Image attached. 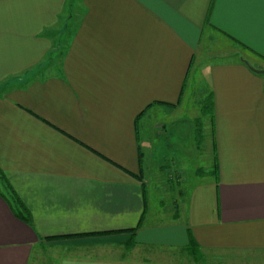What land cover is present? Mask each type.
<instances>
[{
  "label": "crops",
  "instance_id": "1",
  "mask_svg": "<svg viewBox=\"0 0 264 264\" xmlns=\"http://www.w3.org/2000/svg\"><path fill=\"white\" fill-rule=\"evenodd\" d=\"M255 70L264 0H0V264H124L103 246L165 234L264 254ZM164 139L213 161L174 214L146 182Z\"/></svg>",
  "mask_w": 264,
  "mask_h": 264
},
{
  "label": "rangeland",
  "instance_id": "2",
  "mask_svg": "<svg viewBox=\"0 0 264 264\" xmlns=\"http://www.w3.org/2000/svg\"><path fill=\"white\" fill-rule=\"evenodd\" d=\"M63 49L64 46L61 47V52H63ZM195 140L202 141V138L198 136ZM174 141V139H164L163 143L154 144L150 153L148 168L150 165L153 174L147 176L146 182L153 211L168 209L167 211L174 214L182 200V195L188 192L192 185H195V182L203 178L200 177L202 175L197 174L199 167H202L201 169L204 172L213 171V161L210 154L201 151V160L186 158L179 149V147H186V145H176ZM187 144L190 148L185 152L189 156L194 155L196 145L191 142ZM160 165L165 167L162 170L163 174H159L161 171ZM204 177L207 178V176ZM167 219L171 220L170 215ZM182 219L184 220V218ZM180 222L184 223V221ZM177 229L172 231H177L179 235L181 230L180 228ZM165 236L166 234L161 240H152L155 243L147 246L136 245L137 242H142V237L139 240H134L136 242L132 241L127 246L104 245V255L105 257L110 256V258L113 255L114 259L120 258L124 261V264H264V254L244 256L243 253L236 252H206L193 247L188 234L182 237L178 236L177 239ZM99 249L97 248V251ZM94 251L93 249L88 253L93 254Z\"/></svg>",
  "mask_w": 264,
  "mask_h": 264
},
{
  "label": "trees",
  "instance_id": "3",
  "mask_svg": "<svg viewBox=\"0 0 264 264\" xmlns=\"http://www.w3.org/2000/svg\"><path fill=\"white\" fill-rule=\"evenodd\" d=\"M217 169L214 170V172L216 173ZM23 212H25V209H21ZM18 218H20L22 221L29 223L30 222V216L29 214L26 212L25 215H17Z\"/></svg>",
  "mask_w": 264,
  "mask_h": 264
},
{
  "label": "water",
  "instance_id": "4",
  "mask_svg": "<svg viewBox=\"0 0 264 264\" xmlns=\"http://www.w3.org/2000/svg\"><path fill=\"white\" fill-rule=\"evenodd\" d=\"M255 72L258 73V74L264 75V71H257V70H255Z\"/></svg>",
  "mask_w": 264,
  "mask_h": 264
}]
</instances>
